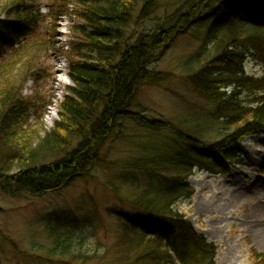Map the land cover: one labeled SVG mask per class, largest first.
Returning <instances> with one entry per match:
<instances>
[{"label": "trees", "instance_id": "trees-1", "mask_svg": "<svg viewBox=\"0 0 264 264\" xmlns=\"http://www.w3.org/2000/svg\"><path fill=\"white\" fill-rule=\"evenodd\" d=\"M58 1L66 11L70 2L78 6L79 22L68 52L73 86L67 88L59 121L33 142L28 124L36 102L15 103V90H21L25 80L15 87L9 83L16 60L40 51L42 43L36 38L43 16L34 0H0V191L37 197L70 185L95 166L118 171L138 184L124 192L113 189L131 209L115 211L120 246L116 264H217L218 247L196 231L180 208L192 203L195 192L188 179L195 169L217 173L228 163H239L241 141L264 134V93L257 92L264 81L245 69L249 54L264 64V0H188L165 18L153 20L154 30L132 45L125 28L133 22L140 0ZM158 7V0L145 1L139 18H156ZM196 27L203 29L202 53L185 81L209 106L204 116L210 125L223 129L213 143L199 137L200 125L182 127L134 109L142 87L165 80L160 71L150 69L165 41ZM125 121L144 131L146 140L137 144L135 156L108 161L106 146L118 138ZM16 145L19 149L12 152ZM66 227L59 223L47 237V255L56 260L36 255L37 261L91 262L84 261ZM53 244L60 245V251L51 252ZM260 259L264 264L263 256Z\"/></svg>", "mask_w": 264, "mask_h": 264}, {"label": "rangeland", "instance_id": "rangeland-1", "mask_svg": "<svg viewBox=\"0 0 264 264\" xmlns=\"http://www.w3.org/2000/svg\"><path fill=\"white\" fill-rule=\"evenodd\" d=\"M145 1L140 0V9ZM187 1L158 0L159 7L154 14L157 17L151 20L139 18L138 8L133 22L125 28V37L130 39L131 45L135 44L143 33L154 30L157 21L153 20L165 18ZM34 2L43 16L36 38L42 43L39 44L40 51L29 58L16 60L9 84L15 87L25 80L21 90H15L18 94L13 99L15 103L23 99L36 102V108L29 109L28 128L33 130L32 141L37 142L59 121L67 88L73 85L68 75V52L75 39L73 27L79 21L75 15L78 6L71 2L68 11L58 0ZM191 29L172 35L155 55L150 69L160 71L165 80L142 87L134 109L149 119L169 121L182 127L200 125L203 133L199 137L206 143H213L222 137L223 129L210 125L208 117L204 116L209 114V106L185 81L202 53L203 29ZM245 69L247 75L264 81V64L256 56L249 54ZM257 88L258 93H264L263 82ZM146 136L134 123L125 121L118 138L106 146V159L120 162L135 156L137 144L146 140ZM241 146L244 153L238 159L239 163H228L217 173L194 170L188 179L195 192L192 203L180 208L196 231L218 247L217 264H260L261 256L264 258V134L246 136ZM16 147L13 146L11 151L19 149ZM136 184L138 181L130 178L128 181L118 171L95 166L70 185L42 196L25 193L12 197L0 191V210H3L0 212V235H4L0 239V264H51L41 263L35 256L56 258L47 255V245L50 246L47 237L50 229L59 223H66L75 246L86 256L84 261L116 264L120 246L115 211L131 209L113 189L124 192ZM53 245L51 252L60 251V245L58 248Z\"/></svg>", "mask_w": 264, "mask_h": 264}]
</instances>
